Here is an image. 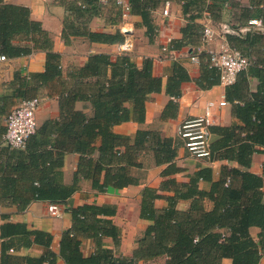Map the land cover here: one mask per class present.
Segmentation results:
<instances>
[{"label": "trees", "instance_id": "16d2710c", "mask_svg": "<svg viewBox=\"0 0 264 264\" xmlns=\"http://www.w3.org/2000/svg\"><path fill=\"white\" fill-rule=\"evenodd\" d=\"M66 3L68 19L63 22L61 38L65 43L72 36H83L91 43L114 44L122 34L95 32L86 22L100 15L99 0H79ZM107 10L116 7L107 0ZM165 1L179 4L183 16L180 38L169 41L171 50L196 45L201 38L202 24L197 20L205 13L210 19L221 18L223 4L229 0H129L131 14L141 17L145 34L153 40L151 11ZM260 20L264 25V0H250L234 15L237 26L248 20ZM19 38L14 43L15 38ZM231 48L251 59L235 81L225 86V100L231 104L236 122L227 127H210L218 139L210 145L209 161L233 162L222 166L214 178L210 168L198 167L188 175L187 182L172 176L181 169L175 164L178 143L162 137L158 131L138 129L133 136L114 131V127L130 120L143 123L145 103L151 93L163 90L177 98L180 84L190 81L187 70L175 63L163 84L153 74V61L145 58L138 67L129 55H117L111 60L107 53L89 54L84 64L69 71L58 94L59 116L38 125L24 148L1 144L0 139V204H16L24 210L30 201L65 204L78 189L81 179L89 180L93 189L103 192L108 187L122 189L137 182L132 168H141L139 156L152 152L156 165H164L160 188L144 187L140 217L152 223L137 239L132 255L114 254L101 246L110 238L115 246L119 231L105 218L114 214L111 205L85 204L70 209L73 226L62 233L59 253L65 264H137L139 261L164 257L165 264H260L264 258V202L261 176L249 171L254 153H264V34L247 32L244 37L226 35ZM51 37L41 23L32 20L30 10L20 4L0 0V55L14 58L46 52L44 71L33 79L40 85L60 78V55L51 50ZM197 87L207 89L219 83V71L205 63L194 80ZM89 104L91 114L75 108L76 102ZM4 100L0 117L9 114ZM169 107H174L172 101ZM168 111V108L167 110ZM165 117V114L162 115ZM1 135L5 131L2 126ZM79 156L71 184L62 181L63 156ZM200 181H209L208 191L199 188ZM163 200L161 208L154 207ZM179 201H188L179 209ZM210 205V206H209ZM7 219L6 215L2 216ZM259 229L256 237L250 228ZM1 264H55V255L47 250L39 258L17 257L8 252L14 244L49 247L51 235L28 230L25 224L4 221L0 226ZM93 238L96 249L89 257L80 252L82 238Z\"/></svg>", "mask_w": 264, "mask_h": 264}, {"label": "crops", "instance_id": "0c3cea01", "mask_svg": "<svg viewBox=\"0 0 264 264\" xmlns=\"http://www.w3.org/2000/svg\"><path fill=\"white\" fill-rule=\"evenodd\" d=\"M11 3L20 4L30 10L32 20L41 23L51 37V50L60 55V78H55L51 82L40 85L32 77L35 73L44 71L46 52L42 50L33 51L31 54L9 58L6 62H0V103L5 100L10 106L9 113L20 104L21 101L33 97H44L46 100L36 113L38 125L47 119L57 118L59 116L58 94L61 90V83L67 79L69 71L81 67L89 55L90 48H96L99 52L107 53L111 60L117 57V46L120 42L114 44L91 43L83 36H72L67 43L61 38L63 22L68 19L66 3L78 0H6ZM101 4V3H100ZM108 1L101 4L102 11L100 15L93 16L86 22L87 27L95 32L115 34L122 28L129 30L130 36L134 40V51L129 55L131 61L138 67L142 65L145 58L153 61V74L162 78L163 84L167 76L171 73L172 67L178 63L187 70L190 81L180 84L181 95L174 98L167 95L163 90L159 93H151L145 103V119L143 123L128 121L114 127L116 133L127 136H133L138 129L158 131L162 137L172 139L178 143L176 147L175 164L181 170L173 174V178L178 182H187L188 175L192 174L198 167L210 168L214 178L219 174L222 166H236L233 162L209 161L206 159H195L186 151L182 140L177 135L178 126L188 119L198 116L205 104L209 101L218 102L225 99V86L220 83L214 84L210 88L201 89L197 87L194 80L199 77L201 67L205 65L209 51H218L229 46L226 35H239L244 37L246 29L255 27L256 20H248L247 24L237 26L234 21V15L241 7H249L250 0H229L223 4L221 18L217 21L209 19L207 16L199 18L197 22L207 25L212 30V36L209 40L201 42L194 46L183 47L175 50L170 56L161 51L163 45H167L170 40L180 38V28L183 25V16L179 4L172 2L170 10L172 16L163 18L160 15L159 5L156 12L152 15L154 34L150 42L145 34L146 28L142 24L141 17L133 15L128 11L120 19V9L116 7L114 11L107 10ZM116 11V12H115ZM117 18V20H116ZM256 32L264 34V25L257 27ZM121 34V33H120ZM123 37V36H122ZM19 38H15L14 43ZM191 57H195L194 60ZM32 76V77H31ZM172 101L174 107H169ZM6 104V106H7ZM75 108L90 115L91 109L86 102H76ZM168 111H165L167 110ZM165 114L163 118L162 115ZM8 116V115H7ZM236 122L231 114V104L214 109V126L227 127ZM5 116L0 117V139L2 126H5ZM211 143L218 139L214 133H211ZM79 156L75 153H66L63 156L62 181L64 184H71L74 172L77 167ZM142 163L141 168H132L131 173L137 179V182L122 189L112 187L106 188L100 192L93 189L89 180L81 179L78 182V189L67 199L65 204H55L48 201H30L28 206L19 211L16 204L4 201L0 204V226L4 221L25 224L31 231H43L51 235L49 247L44 245L32 244L29 247L18 246L14 244L9 247L7 253L17 257L39 258L47 250L55 255V264H65L59 253V242L62 233L70 230L73 226L70 209L77 208L85 204L111 205L114 208V214L106 216L110 219L119 231V242L115 246L110 238L102 239L101 246L112 250L114 254L131 256L137 248V239L152 223L149 220L140 217V206L142 199V190L144 187L160 188L162 181L161 171L164 165H156L152 152L143 153L139 156ZM249 171L259 175L263 179L261 191L264 202V153H254L251 157ZM211 187L209 181H200L199 188L208 191ZM54 204L57 206L58 215H52L48 207ZM188 201H179L177 207L186 209ZM163 200L154 201L155 208H161ZM210 206V205H209ZM6 215V218L2 216ZM259 229L250 228V233L256 237ZM1 243L0 236V264H1ZM96 249L93 238L87 237L81 239L80 252L83 257H89ZM164 257L139 261L137 264H165ZM226 264L229 260L224 261ZM46 264V262H44ZM260 264H264V258Z\"/></svg>", "mask_w": 264, "mask_h": 264}, {"label": "built area", "instance_id": "2783aa9c", "mask_svg": "<svg viewBox=\"0 0 264 264\" xmlns=\"http://www.w3.org/2000/svg\"><path fill=\"white\" fill-rule=\"evenodd\" d=\"M107 0H99L103 4ZM115 5L120 9L121 17L125 11L129 13V0H113ZM77 4L84 7L81 1ZM172 2L165 1L161 4L160 15L163 18L172 16L170 10ZM157 10L151 11L153 15ZM210 19V16L205 13ZM255 27L246 29L247 31H256L257 27H261L260 20L254 22ZM129 30L122 28L120 33L123 38L117 46L118 55H130L134 51V40L129 34ZM201 42L209 40L212 36V30L207 25H202ZM163 54L170 56L174 50H171L169 45L161 47ZM99 51L96 48H90L89 54H96ZM192 60L195 57H191ZM9 58L0 55V62H6ZM251 59L244 56L239 50L231 48L230 46L224 47L218 51H209L206 62L208 67L216 68L219 71V83L222 86L232 84L239 72L245 70L250 64ZM44 97H33L20 102L8 114L6 118L5 131L1 135V144L11 148H24L27 139L33 135L37 128L38 123L36 113L41 105L45 102ZM227 104V101L222 98L218 102L209 101L203 107L201 113L191 119L181 123L177 128V135L182 140L183 145L188 154L195 159H210V145H211V132L210 127L214 123V109L222 107ZM49 212L52 215H58L57 206L54 204L49 205Z\"/></svg>", "mask_w": 264, "mask_h": 264}, {"label": "rangeland", "instance_id": "374dc122", "mask_svg": "<svg viewBox=\"0 0 264 264\" xmlns=\"http://www.w3.org/2000/svg\"><path fill=\"white\" fill-rule=\"evenodd\" d=\"M116 12V11H115ZM120 12V11H119ZM119 14H121V12L119 13ZM120 19H121V15H120ZM116 20H117V18H116Z\"/></svg>", "mask_w": 264, "mask_h": 264}]
</instances>
